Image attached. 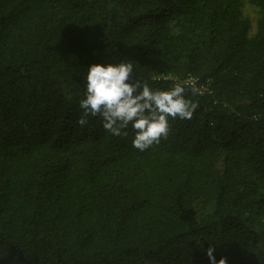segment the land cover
<instances>
[{"label": "trees", "instance_id": "16d2710c", "mask_svg": "<svg viewBox=\"0 0 264 264\" xmlns=\"http://www.w3.org/2000/svg\"><path fill=\"white\" fill-rule=\"evenodd\" d=\"M113 55L198 103L142 152L77 123L86 66ZM209 246L264 264V0H0V264H209Z\"/></svg>", "mask_w": 264, "mask_h": 264}, {"label": "clouds", "instance_id": "9594fccd", "mask_svg": "<svg viewBox=\"0 0 264 264\" xmlns=\"http://www.w3.org/2000/svg\"><path fill=\"white\" fill-rule=\"evenodd\" d=\"M134 68L132 60L117 55L88 64L81 77L84 91L77 123L84 126L89 117L99 118L101 127L113 136L127 137L131 131L132 147L142 152L167 138L170 120L191 119L198 103L186 95L183 82L153 88L133 74ZM213 253L209 246V264H226L224 257L217 260Z\"/></svg>", "mask_w": 264, "mask_h": 264}, {"label": "rangeland", "instance_id": "374dc122", "mask_svg": "<svg viewBox=\"0 0 264 264\" xmlns=\"http://www.w3.org/2000/svg\"><path fill=\"white\" fill-rule=\"evenodd\" d=\"M245 10L250 13V15H253L252 7L250 4L245 5Z\"/></svg>", "mask_w": 264, "mask_h": 264}]
</instances>
